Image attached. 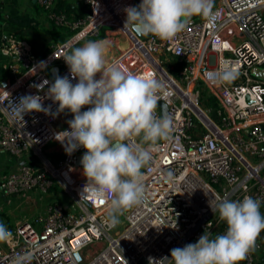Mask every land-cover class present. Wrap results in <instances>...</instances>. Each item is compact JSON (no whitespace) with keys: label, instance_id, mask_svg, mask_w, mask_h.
I'll return each mask as SVG.
<instances>
[{"label":"built area","instance_id":"built-area-1","mask_svg":"<svg viewBox=\"0 0 264 264\" xmlns=\"http://www.w3.org/2000/svg\"><path fill=\"white\" fill-rule=\"evenodd\" d=\"M33 1L48 22L71 33L41 56L12 35L0 44L10 77L0 89V149L25 160L2 178L0 189L17 195L60 188L75 210L51 202L43 216L8 228L12 235L0 242V264H15L22 256H28L24 264H138L140 258L148 264L149 257L160 260L170 257L173 248L196 243L204 231L223 234L226 225L210 208L218 196L241 201L247 195L264 207V80L250 73L253 67H264V0H214V22L193 17L167 41L151 35L141 39L131 25L124 28L125 9L141 0H81L86 12L79 17L56 10L55 0ZM101 28L114 30L126 42L106 66L152 73L163 85L157 95L166 105L165 115L173 120L169 139L157 142L141 169L144 201L118 214L114 227L107 223V203L82 194L86 179L75 160L84 149L68 156L55 140L58 131L68 130L72 115L57 125L59 115L31 112L21 120L11 114L13 104L25 95H39L55 113L58 104L46 97L49 84L44 81L71 79L63 56ZM176 59L184 62L174 73ZM41 61L46 68L35 73L32 68ZM53 66L58 68L55 76ZM223 66L237 69V79L212 83L208 73ZM199 82L206 88L205 102ZM37 86L43 90L37 92ZM161 114L157 105L156 115ZM175 220L177 230L169 228ZM241 264H264V255L257 260L255 248Z\"/></svg>","mask_w":264,"mask_h":264},{"label":"clouds","instance_id":"clouds-1","mask_svg":"<svg viewBox=\"0 0 264 264\" xmlns=\"http://www.w3.org/2000/svg\"><path fill=\"white\" fill-rule=\"evenodd\" d=\"M213 6L214 0H141L138 6L125 9L124 28L131 25L139 34L167 41L183 31L193 17L214 22ZM109 46L107 39L89 40L65 53L62 59L71 79L57 76L51 83L44 81L49 84L46 97L58 104L55 113L44 107L39 95H25L13 104L11 114L21 120L31 112L53 118L65 111L72 115L68 130L58 131L55 140L68 156L84 149L80 164L86 184L82 194L85 199L107 203V223L114 227L118 214L144 201L141 169L151 159L157 142L169 139L173 120L170 115H156L162 83L152 73L135 74L116 64L106 66ZM45 68L41 61L32 69L36 73ZM238 75V70L229 66L208 73L214 84L231 83ZM41 90L37 86V92ZM84 107L88 110L82 112ZM260 206L259 199L247 195L241 201L218 196L215 208H210L226 225L223 234L213 236L204 231L196 243L173 248L170 257L160 260L149 257L148 264H241L255 250L264 231ZM169 228L177 230L176 220ZM11 235L0 223V242ZM26 259L28 256L18 257L15 264H24Z\"/></svg>","mask_w":264,"mask_h":264},{"label":"crops","instance_id":"crops-1","mask_svg":"<svg viewBox=\"0 0 264 264\" xmlns=\"http://www.w3.org/2000/svg\"><path fill=\"white\" fill-rule=\"evenodd\" d=\"M79 1L81 0H55V5L62 3L63 7L69 5L70 13L73 16H78L81 12V6H78ZM81 4L83 5V3ZM82 11L83 13L86 12L85 6ZM49 23L46 14L33 0H5L0 2V44L7 36L12 35L28 42L35 55H45L60 41L53 35L52 26ZM111 31L115 32L110 28H101L98 35L90 37V39L94 41L100 34L105 36ZM124 42L116 34L112 43L110 42L106 58L110 59L115 56L119 49L126 46V42ZM80 44L82 46L83 42ZM5 59L0 53V89L7 84L10 78L8 72L3 68ZM23 162H25L23 158L11 156L0 149V181L7 174L17 170ZM51 202L62 204L67 211L75 210L73 202L58 188H54L48 193L29 190L17 195H6L0 189V223L6 225L8 229L23 220H29L34 215L43 216L47 205ZM260 212L264 215V207L260 209ZM263 255L264 231L261 232L256 242V259L260 260Z\"/></svg>","mask_w":264,"mask_h":264},{"label":"water","instance_id":"water-1","mask_svg":"<svg viewBox=\"0 0 264 264\" xmlns=\"http://www.w3.org/2000/svg\"><path fill=\"white\" fill-rule=\"evenodd\" d=\"M133 31L141 39H146L149 36V35L139 34L134 29H133ZM57 71H58V68L56 66H53V67L50 68V72H51V74L53 76H55L57 74ZM250 73H251L252 76H254V77H256V78H258L260 80H264V67H253V68L250 69ZM157 105L161 108V113L165 115L166 114V105H165V103H163L162 101H158ZM211 116L213 118H215V112H211ZM82 156L83 155H79V156L76 157L75 163L77 165H81L80 164V160H81ZM145 263H146V261H145L144 258H140L138 260V264H145Z\"/></svg>","mask_w":264,"mask_h":264},{"label":"trees","instance_id":"trees-1","mask_svg":"<svg viewBox=\"0 0 264 264\" xmlns=\"http://www.w3.org/2000/svg\"><path fill=\"white\" fill-rule=\"evenodd\" d=\"M68 6L64 5V7H63V3H62V4L57 5L55 8H56V10L64 11L70 17H79V16H82L84 14L83 11L80 9L81 12L79 13V15L78 16H73V14L70 13V9L68 8ZM51 26H52L51 31H52V33H53V35L55 37L60 39L59 42H63L71 33L70 31H67L65 28L54 27L52 24H51ZM183 62L184 61L181 60V59H176L175 62H174L175 63V67H174L172 72L175 73V70L179 66H181L183 64ZM198 86L203 87V83L199 82ZM211 101H212V103H214V101L212 99H211ZM214 106H215V103H214Z\"/></svg>","mask_w":264,"mask_h":264},{"label":"rangeland","instance_id":"rangeland-1","mask_svg":"<svg viewBox=\"0 0 264 264\" xmlns=\"http://www.w3.org/2000/svg\"><path fill=\"white\" fill-rule=\"evenodd\" d=\"M82 2L81 1H79V7L81 6V10L84 8V6L81 4ZM114 34V35H113ZM116 35V33L115 32H113V31H111V32H108L105 36L104 35H101L100 34V36H98V37H96L97 39L96 40H100V39H107L108 41H110L111 43H112V40H113V38H114V36ZM119 39L121 40V41H123L124 39L123 38H121L120 36H119ZM89 40H92V39H90V38H87L86 40H84V41H82L83 43L84 42H87V41H89ZM95 41V40H94ZM82 42H79L78 44H76L74 47H79L81 44L80 43H82ZM125 43V42H124ZM80 44V45H79ZM73 47V48H74ZM108 56V55H107ZM107 59V58H106ZM106 61H109V59H107ZM200 90L202 91V100L205 102L206 101V88L205 87H200ZM209 102H212L211 100L209 101ZM67 116H68V112L67 111H65V112H63V113H61L60 115H59V117H58V122H57V125H60L66 118H67ZM138 140H139V138H138ZM59 190H60V188H58ZM61 192V191H60ZM64 194V193H63ZM65 195V194H64ZM65 196H67V195H65ZM68 197V196H67ZM69 198V197H68ZM258 240V239H257Z\"/></svg>","mask_w":264,"mask_h":264}]
</instances>
